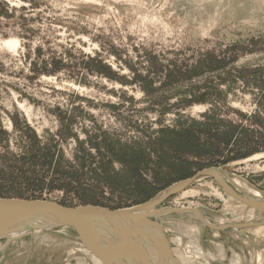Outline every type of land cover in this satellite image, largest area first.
Returning <instances> with one entry per match:
<instances>
[{
	"label": "rangeland",
	"instance_id": "rangeland-1",
	"mask_svg": "<svg viewBox=\"0 0 264 264\" xmlns=\"http://www.w3.org/2000/svg\"><path fill=\"white\" fill-rule=\"evenodd\" d=\"M229 121L242 125L229 149L257 151L225 164L229 149L188 151L209 139L195 122ZM206 167L264 193V0H0V197L128 208ZM157 208L256 223L163 215L181 264H264L263 216L214 178ZM187 225L214 260H195ZM47 231L0 264H104L74 230Z\"/></svg>",
	"mask_w": 264,
	"mask_h": 264
},
{
	"label": "water",
	"instance_id": "water-1",
	"mask_svg": "<svg viewBox=\"0 0 264 264\" xmlns=\"http://www.w3.org/2000/svg\"><path fill=\"white\" fill-rule=\"evenodd\" d=\"M207 177L214 178L231 197L263 216L264 199L241 195L223 169L206 167L145 203L128 208L69 206L45 198L0 197V240L36 230L70 228L104 264H181L171 250L160 219L167 214L185 215L189 209L157 206L196 180ZM194 210L199 213L198 208ZM253 225L256 223L232 227Z\"/></svg>",
	"mask_w": 264,
	"mask_h": 264
},
{
	"label": "bare ground",
	"instance_id": "bare-ground-1",
	"mask_svg": "<svg viewBox=\"0 0 264 264\" xmlns=\"http://www.w3.org/2000/svg\"><path fill=\"white\" fill-rule=\"evenodd\" d=\"M4 42L6 43V45H8V46H10L12 48H16L20 44V41L18 39H16V38L7 39V40H4ZM233 183H234L233 184L234 186L233 185L232 186L241 195H243V196H245L247 198L264 199V193L262 191H260L259 189L255 188L254 186H252L250 184H247L246 182H243V181H241L238 178L234 179L233 180ZM187 209H189L188 212L191 213L190 216H192V218L197 217L202 222L207 223L211 227H214V228H219V227L220 228H223V227L226 228L227 226L237 225L235 223H232L233 221L232 222H224V220L222 221L221 219H218V221L220 222V224L212 223L209 220V217H207L204 213H202V211H201L200 208H198L199 209V213L197 211H195L194 209H190V208H187ZM262 218H264V215H263ZM260 224H262V223H260ZM185 228H187L186 234L191 239H193L195 241L194 243L198 247V250L195 252V260L197 262H200L203 258H211V259L214 260L216 257L213 254H211V253H207L206 250H205V248L199 243V239H197V237L195 236V230H197V226L196 225H192V226L191 225H187ZM63 229H65V228H63ZM203 229H204V227H203ZM49 234L50 233L47 230H42V231L36 230V231H33V232H28V233H23V234H17V235L12 236V237H10L8 239L0 240V252L2 251L3 254L4 253H7V250L9 249V247L11 245H13V244H20L21 245V244L26 243L28 240L30 241V243H34V244L40 243L41 241L48 240L47 237H49ZM234 235H236V234H234ZM86 243H83V245L87 246V248H90L89 245H87ZM194 251H195V249H194ZM98 261H99V259H98ZM236 262L238 263V260ZM237 263H235V264H237Z\"/></svg>",
	"mask_w": 264,
	"mask_h": 264
},
{
	"label": "trees",
	"instance_id": "trees-1",
	"mask_svg": "<svg viewBox=\"0 0 264 264\" xmlns=\"http://www.w3.org/2000/svg\"><path fill=\"white\" fill-rule=\"evenodd\" d=\"M106 69H107V71H109V67H107ZM106 73H107V75H112L111 72H106ZM196 99L202 100L203 97L200 96ZM194 125H195L194 129H198L196 127H199V129H202L201 132L205 133L209 138V139H207L206 142H203L202 144L200 142H198L194 146L188 148L189 149L188 151L191 152V154L196 155V156H201V155H206V154L221 155L222 153H224V151L228 150L229 147L233 143H238V142L234 141V134H235L236 130H238V128L240 129L242 127V125L234 124L233 122H230V121L225 122L224 130L216 123H211V124L207 123L206 125H203V124H200L199 122H195ZM219 141H222L224 144L219 143ZM221 144L224 145L223 146L224 148L220 147ZM206 145H209L210 149L205 150L204 146H206ZM228 151H229L227 154L228 157H223V159L220 160L223 164L228 163L232 160H236V159H240V158H246V157L250 156L251 154H253L257 150L254 149V150L249 151V152H241L238 149V146H236V148H231ZM191 163H189V165H191ZM192 165H195L198 168L201 167L200 164L192 163ZM193 174H194L193 172L188 173L187 175H184L182 178H188V177L192 176ZM151 192L152 191H147L146 194H149Z\"/></svg>",
	"mask_w": 264,
	"mask_h": 264
}]
</instances>
